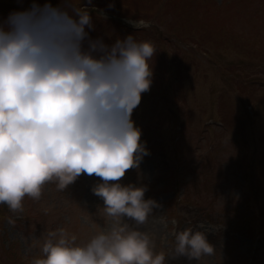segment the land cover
I'll return each mask as SVG.
<instances>
[{"label":"rangeland","instance_id":"obj_1","mask_svg":"<svg viewBox=\"0 0 264 264\" xmlns=\"http://www.w3.org/2000/svg\"><path fill=\"white\" fill-rule=\"evenodd\" d=\"M33 2L0 0V20ZM71 3L89 9L90 38L111 45L133 35L156 48L150 90L132 114L149 155L120 183L146 187L144 198L160 207L144 225L126 222L149 235L165 264L185 263L173 258L170 235L203 221L215 254L189 264H264V0ZM112 14L149 27L130 30ZM100 182L81 175L65 190L46 183L38 200L25 196L22 212L0 204V264L42 258L52 231L64 229L80 246L108 231L103 200L92 192ZM155 229L161 233L151 238Z\"/></svg>","mask_w":264,"mask_h":264},{"label":"clouds","instance_id":"obj_2","mask_svg":"<svg viewBox=\"0 0 264 264\" xmlns=\"http://www.w3.org/2000/svg\"><path fill=\"white\" fill-rule=\"evenodd\" d=\"M93 27L89 9L71 0H34L0 20V204L22 212L46 183L65 190L81 175L98 177L92 192L110 229L83 246L64 229L49 232L32 264H165L149 235L126 222L144 225L160 205L144 198L146 187L120 183L149 155L132 114L150 90L156 48L133 35L106 44L90 38ZM205 233L177 232L173 258L213 256Z\"/></svg>","mask_w":264,"mask_h":264},{"label":"bare ground","instance_id":"obj_3","mask_svg":"<svg viewBox=\"0 0 264 264\" xmlns=\"http://www.w3.org/2000/svg\"><path fill=\"white\" fill-rule=\"evenodd\" d=\"M160 233H161V229H155V230H153V233H152V235H151V238L158 237V235H159ZM184 262H185L186 264H189V260H187L186 258H185ZM185 263H184V264H185ZM179 264H182V263L180 262Z\"/></svg>","mask_w":264,"mask_h":264}]
</instances>
